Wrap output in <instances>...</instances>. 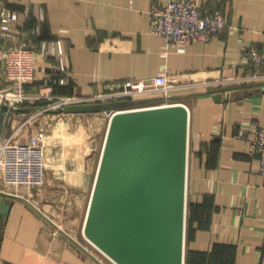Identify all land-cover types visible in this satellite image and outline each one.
<instances>
[{
    "label": "crops",
    "instance_id": "0c3cea01",
    "mask_svg": "<svg viewBox=\"0 0 264 264\" xmlns=\"http://www.w3.org/2000/svg\"><path fill=\"white\" fill-rule=\"evenodd\" d=\"M170 1L0 0V10L17 14V31L37 45L49 42L71 77L56 90L45 81L54 60L41 57L38 81L26 86L30 99L21 112L41 108L26 104L99 93L110 81L166 74L171 82L188 85L174 94L189 112L184 264H264V175L251 149L253 126L264 123V83L232 81L257 71L242 64V49L251 45L264 52V0H192L221 10L229 27L220 39L182 49L170 48L150 31L152 6ZM258 70L264 73V67ZM216 93L223 101L213 98ZM88 114L94 113H75L72 119L87 124ZM98 121L94 137L108 127L107 120ZM71 122L73 159L89 149L79 161L83 172L79 178L66 172L70 161H65L62 171L49 172L47 189L33 188L30 202L0 196L12 204L2 226L0 264H100L79 246L76 233L88 213L85 183L90 172L96 178V138ZM66 126H55L49 150L56 149V137ZM75 186L79 192L66 191Z\"/></svg>",
    "mask_w": 264,
    "mask_h": 264
},
{
    "label": "built area",
    "instance_id": "2783aa9c",
    "mask_svg": "<svg viewBox=\"0 0 264 264\" xmlns=\"http://www.w3.org/2000/svg\"><path fill=\"white\" fill-rule=\"evenodd\" d=\"M16 23L17 14L14 11L0 10V82L3 84L0 89V196L18 197L22 186H45L48 148L55 126L67 124L59 131L64 135L63 139L71 133V121L89 128L94 138L92 125L72 119L75 113H59V109L84 103H129L102 111L109 125L119 112L177 104L175 92L188 86L171 82L166 74L147 80L110 81L103 85L99 93L59 97L52 104L25 114L21 108L30 99L26 86L38 81L41 57L54 60L52 73L45 78L47 84L67 85L71 77L63 58L56 55L49 42L35 44L32 36L17 31ZM228 27V20L221 10L192 0H171L165 5H153L150 10L151 34L164 38L170 48L182 49L194 42L209 44L220 39ZM33 34L37 35V31L34 30ZM242 64L254 66L257 71L232 81L264 83V73L258 70L264 67V52L245 45ZM253 128L256 137L251 149L258 153L259 172L264 175V123H255Z\"/></svg>",
    "mask_w": 264,
    "mask_h": 264
},
{
    "label": "water",
    "instance_id": "95a60500",
    "mask_svg": "<svg viewBox=\"0 0 264 264\" xmlns=\"http://www.w3.org/2000/svg\"><path fill=\"white\" fill-rule=\"evenodd\" d=\"M188 124L180 103L112 118L84 233L117 264H184ZM11 207L0 198L2 225Z\"/></svg>",
    "mask_w": 264,
    "mask_h": 264
},
{
    "label": "rangeland",
    "instance_id": "374dc122",
    "mask_svg": "<svg viewBox=\"0 0 264 264\" xmlns=\"http://www.w3.org/2000/svg\"><path fill=\"white\" fill-rule=\"evenodd\" d=\"M49 104H52L50 102H47L46 104H44L43 106L41 107H45V106H48ZM179 104V103H178ZM65 109H59V113L60 111H65L67 113H71L69 112L68 110V106L67 107H64ZM89 113H94L93 116L92 115H89L90 118L89 120H91L90 123L87 122V124H90L92 125L91 127V130H94L95 128L99 127L100 126H96L95 125V122H99L98 120L102 121L103 122H106L105 120L106 117L103 116V114H97V112H89ZM87 115V114H86ZM98 119H95L94 118H97ZM88 120V121H89ZM86 122V121H85ZM98 124V123H97ZM101 124V123H100ZM107 125H108V121H107ZM109 126V125H108ZM103 131L100 130V133L97 132L95 133L96 134V142L94 141L92 144H94V148H97L96 151H93V153L95 152V171L97 173L98 171V167H99V163H100V158H101V154H102V150H103V147H104V144H105V141H106V136H107V131H108V127H105L102 129ZM88 132L90 133V129L88 128ZM91 134V133H90ZM92 136V135H91ZM99 136V138H98ZM70 140V135L67 134L66 135V139H62L61 141L57 140L58 142H56L57 146H54L56 149L54 150H49V160H48V155H47V166H48V170H47V175L49 174V172H54L55 170L57 171H62L61 167H60V164H63L65 161H70L69 164H67V167L66 168H63V170H67L66 172H75V176L77 175L78 178H79V173L83 172L82 169L80 170V167L82 168V166L79 165V163H75L73 160V153L72 150L75 152L76 151V148L75 147H71L72 143H70L68 145L67 142H69ZM65 143V144H64ZM53 144V142H52ZM92 148V147H91ZM89 149H87L86 151L84 150L85 153H88ZM58 152V153H56ZM55 159V160H54ZM55 161L57 163H59V165H56L55 164ZM56 168V169H53V168ZM61 175V174H60ZM66 175V174H64ZM95 175V174H94ZM94 175L92 177V172H90V177H89V180L85 183V191L84 192H87L88 194V208H89V204H90V201H91V197H92V193H93V188H94ZM63 176V175H61ZM68 178V177H67ZM70 181L72 183H75L76 181L74 179H70ZM48 184V180H47V183L45 185ZM43 189H47V187L43 186L41 187ZM79 187H67L66 191L68 192H79ZM10 189V188H8ZM57 189V188H56ZM59 189V188H58ZM33 191V188H29L27 186H22L19 188V192H18V199H21V198H26L27 200H31L30 196H31V192ZM24 198V199H25ZM84 225L83 227H80V230L79 231H76V233H78V238H77V241L80 242L79 246H82L84 248V250L91 256H93V258L100 264H117L112 258H110L107 254H105L100 248H98L97 245H95L92 241H90L88 239V237L86 236V234L84 233ZM56 230L57 231H61L60 228L56 227ZM66 232V231H65ZM64 233V231L62 232ZM86 248V249H85Z\"/></svg>",
    "mask_w": 264,
    "mask_h": 264
},
{
    "label": "trees",
    "instance_id": "16d2710c",
    "mask_svg": "<svg viewBox=\"0 0 264 264\" xmlns=\"http://www.w3.org/2000/svg\"><path fill=\"white\" fill-rule=\"evenodd\" d=\"M63 86L64 85L56 84L53 87L56 90H58V89H61ZM46 103L38 102V103H35V104H26L25 107H28V109H32L36 105L43 106ZM117 104H119V103H95V104H93V103H84V104H75V105L68 106V110H69V112H72V113L101 112V111H103V108L105 106L108 107V108H113V107L114 108H118ZM123 104H129V103L123 102ZM23 106H24V104H23ZM1 223L2 222H1V218H0V237L2 235V226H3Z\"/></svg>",
    "mask_w": 264,
    "mask_h": 264
},
{
    "label": "bare ground",
    "instance_id": "6f19581e",
    "mask_svg": "<svg viewBox=\"0 0 264 264\" xmlns=\"http://www.w3.org/2000/svg\"><path fill=\"white\" fill-rule=\"evenodd\" d=\"M173 105H175V104H173ZM130 111H135V110H130ZM124 112H129V111H124ZM119 113H121V112H119ZM123 113V112H122ZM60 136H58V137H56V139L57 140H62L63 138H64V135L63 134H59ZM85 153L84 152H81V153H78L77 155H76V157L74 158V162L75 163H79V161L81 160V158H82V156L84 155Z\"/></svg>",
    "mask_w": 264,
    "mask_h": 264
}]
</instances>
